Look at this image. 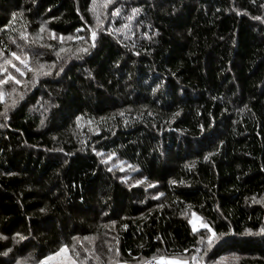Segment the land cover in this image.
Segmentation results:
<instances>
[{
	"label": "trees",
	"instance_id": "obj_1",
	"mask_svg": "<svg viewBox=\"0 0 264 264\" xmlns=\"http://www.w3.org/2000/svg\"><path fill=\"white\" fill-rule=\"evenodd\" d=\"M104 2L0 0V62L55 64L3 86L0 112L24 98L0 116V264H264V0ZM193 215L228 233L207 256Z\"/></svg>",
	"mask_w": 264,
	"mask_h": 264
},
{
	"label": "snow or ice",
	"instance_id": "obj_2",
	"mask_svg": "<svg viewBox=\"0 0 264 264\" xmlns=\"http://www.w3.org/2000/svg\"><path fill=\"white\" fill-rule=\"evenodd\" d=\"M93 2L95 3V0H93ZM109 3H112V0H105V6H107ZM140 11H142V10L138 9V8L131 9V13L132 14H130L127 17V19L128 20H132L134 18V16L136 14H138ZM93 12H95V9H93ZM119 12H120V9H116L113 12V14L114 15H118ZM13 19H15V14H13ZM97 19L99 21L98 17H97ZM253 19L261 20L262 18L257 16V17H253ZM10 24H11V22H10ZM10 24L6 25L5 28H8L10 26ZM124 27L126 28L127 25H124ZM40 30H41V32H43L45 30L43 25H41V29ZM20 36H21L22 39H25V40L27 39L26 33H24V32H21ZM52 38L53 39L56 38V34L55 33H52ZM95 38H96V32L92 31V43H91L90 47H95ZM64 39H65V37L63 35H61L59 37V40L61 42H63ZM69 39H72V37H69ZM76 39L83 40L84 38L83 37H76ZM13 42L15 43V41H13ZM17 47H19V45H17ZM47 47L51 48L52 45H47ZM65 51L66 50L64 48H60L59 51L57 52V56L59 57V54L62 53V52H65ZM88 51H89L88 48H78L77 49V52H79V53H85L86 54ZM10 56H11V59L10 58H4L3 61L0 62V74H2V78H0V102H3L5 100L6 96H12L14 93L17 92V89L14 86L12 87L10 92H5L3 86L9 85V84H13V85L22 84V80L21 79H17V77L15 75H13V73L11 71H9V66L11 68L15 69V71L17 73H19L21 77H23L25 75L24 71L20 67H17V65L15 63H13V59L18 60L21 65H23L25 68H28V71L32 73L33 78L30 81V83H35L36 80L39 78V76L51 75L52 74L51 69L53 67H55V64L46 66L45 64L39 63V61H37V66L36 67H29V62H28L27 58H21V56L17 55L16 52H11ZM0 57H3V49H0ZM61 71H63L62 67L60 68V71L56 72L55 74L59 75ZM25 87H27L26 84H25ZM159 87H160V85H157L156 88H153L152 89L153 93H155ZM23 98H24L23 93H19L18 99L22 100ZM18 99L17 98H13L12 102H11V105L5 104L4 111L0 112V116H3L4 119H8L7 113H8L9 108L10 107H15L17 105V103H18ZM121 115H123V113H121ZM179 115H180L179 112H176L174 114V116H179ZM76 119H77V122H79L80 117H77ZM41 123L43 124V120L41 121ZM4 126L5 125L0 124V127H4ZM210 127H211V125H210ZM201 128L203 129V126H201ZM59 151H63V149H59ZM97 154L98 155H102V153H97ZM114 155H115V153L109 155L107 157V159L111 160L112 156H114ZM207 159H208V156H205V160H207ZM102 162L106 163L107 161H102ZM109 171H111V169H109ZM141 182L142 181H137V183H141ZM41 211L43 212L44 209H41ZM200 227L207 229V232L210 233V235H206L207 244H206V247L204 249V254H205V256H207L208 252L220 240V238L222 236L227 235L228 233L216 234L212 230V228H210L207 224H201ZM193 231L194 232L196 231L195 224H193ZM244 234L245 235H264V228H261L259 230V232H253L251 229H246ZM17 237H18L19 240H25L26 239V237L21 236L19 233H17L16 237H13V240H17ZM5 239H7V237H4V236L0 235V240H5ZM84 239L88 240L89 238L85 237ZM204 240H205V237L202 236L201 237V242L203 243ZM66 250H67V246L66 245L62 246L61 249H60V253H65V264H86L87 257H85L83 260L73 259L72 256H68L67 255V251ZM11 251H12V249H8L4 253H0V255L7 256V255H9V253ZM88 251L89 250L87 248L84 249V252H88ZM108 251L109 252L112 251L111 247H109ZM185 251H187V250H185ZM198 251H199V249H198ZM60 253H57V255H59ZM75 256L77 258H79L81 256V253L80 252H75ZM49 259H51V257H45V258L35 262V264H46V261L49 260ZM96 259L99 260V257H97ZM109 259L111 260V257ZM200 259H201L200 257H196V256H192L191 257V260H192L193 264H198V261ZM16 264H27V260L17 259L16 260ZM125 264H126V262H125ZM145 264H151V261H146Z\"/></svg>",
	"mask_w": 264,
	"mask_h": 264
},
{
	"label": "rangeland",
	"instance_id": "obj_3",
	"mask_svg": "<svg viewBox=\"0 0 264 264\" xmlns=\"http://www.w3.org/2000/svg\"><path fill=\"white\" fill-rule=\"evenodd\" d=\"M127 1L128 0H125V2H127ZM92 4H94V2ZM91 7H93V6H91ZM93 9H95V8H93ZM85 124H86V122H85ZM193 224H195L196 228H199L200 225H201V223L199 222L198 217H195L194 215H193V217L191 219V226H192V228H193ZM60 249L56 253H53V254H50V255H47L46 256V257H51V259H49V260L46 261V264H65V253H60ZM66 251H67V255L68 256H72L73 255V254H71V252H70L69 249H67ZM57 253H60V254L57 255ZM146 261L142 262L141 264H145ZM229 262L231 264H234L236 262V259L234 257H225V258L220 259L216 263L217 264H226V263H229ZM151 264H157V263L152 262ZM191 264H193V263H191ZM200 264H203V262L201 261V259H200ZM213 264H215V263H213Z\"/></svg>",
	"mask_w": 264,
	"mask_h": 264
},
{
	"label": "crops",
	"instance_id": "obj_4",
	"mask_svg": "<svg viewBox=\"0 0 264 264\" xmlns=\"http://www.w3.org/2000/svg\"><path fill=\"white\" fill-rule=\"evenodd\" d=\"M158 260H157L158 261L157 264H190L187 260H181V259L160 258Z\"/></svg>",
	"mask_w": 264,
	"mask_h": 264
},
{
	"label": "built area",
	"instance_id": "obj_5",
	"mask_svg": "<svg viewBox=\"0 0 264 264\" xmlns=\"http://www.w3.org/2000/svg\"><path fill=\"white\" fill-rule=\"evenodd\" d=\"M147 261H151V263H152V262L156 263V259H149V260H147Z\"/></svg>",
	"mask_w": 264,
	"mask_h": 264
}]
</instances>
